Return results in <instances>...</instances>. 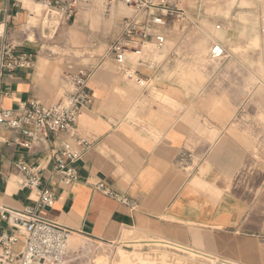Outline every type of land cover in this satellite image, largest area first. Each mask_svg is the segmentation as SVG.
Returning <instances> with one entry per match:
<instances>
[{"label":"crops","instance_id":"0c3cea01","mask_svg":"<svg viewBox=\"0 0 264 264\" xmlns=\"http://www.w3.org/2000/svg\"><path fill=\"white\" fill-rule=\"evenodd\" d=\"M30 2L24 0L9 29L19 41L27 32L34 44L30 32L39 20L34 22ZM120 5H113L116 16L124 15L113 40L131 14ZM6 7L7 0H0V9ZM255 7L263 17L264 0ZM183 10L191 23L203 16L202 9ZM176 24L164 50L153 52L151 46L140 60L128 56L127 66L144 86L125 78L107 52L96 63H85L24 46L38 52L36 66L4 78L2 107L16 109L31 100L53 106L69 91L66 75L91 72L87 90L93 102L77 131L94 146L78 164L80 182L66 186L51 174L52 150L73 147L72 136L51 135L27 149L14 142L16 134L1 130L0 205L35 206L36 193L23 188L16 168L24 162L43 171L56 195L39 216L74 235L112 243L135 230L218 264H264V77L258 73L257 87L250 89L248 59L233 57L227 41L213 37L207 56L196 51L197 41L170 42ZM252 41L258 45L259 36ZM215 44L226 52L216 61L209 58ZM100 182L135 200L138 208L131 211L95 191Z\"/></svg>","mask_w":264,"mask_h":264},{"label":"built area","instance_id":"2783aa9c","mask_svg":"<svg viewBox=\"0 0 264 264\" xmlns=\"http://www.w3.org/2000/svg\"><path fill=\"white\" fill-rule=\"evenodd\" d=\"M44 9L46 17L58 19L61 24L74 22L91 0H31ZM185 0H108L106 12L110 13L115 4L130 9V16L119 25V33L110 43L107 54L113 58L119 71L129 80L144 86L145 81L127 66L129 55L141 59L147 48L161 52L168 43L171 27L187 18L182 6ZM24 0H7V7L0 9V131L7 130L18 137L14 142L23 148L49 140L51 135H70L74 146H63L52 150V176L61 184L72 186L80 182L79 162L92 150L94 144L78 134L77 124L83 110L92 105L88 92L91 72L79 71L65 76L69 91L55 105L47 106L40 100L21 102L16 109L1 105V85L6 76L18 70H33L38 52L25 51L26 44H32L28 33L22 40L13 37L9 22L24 10ZM17 9L14 15L9 9ZM29 13V12H28ZM217 29H220L218 26ZM261 40L264 44V19L261 25ZM226 56L223 46L215 44L210 53L211 60ZM3 139L0 135V149ZM16 168L23 178V188L36 193L35 206L14 210L0 205V264H66L69 244L73 232L55 222L39 216L41 209L51 208L56 195L43 171L35 166L19 162ZM94 190L126 206L131 211L138 208L135 200L113 191L104 182L93 186ZM2 223L6 226L3 227ZM120 241V240H119ZM117 241V242H119ZM117 242L104 243L114 245Z\"/></svg>","mask_w":264,"mask_h":264},{"label":"rangeland","instance_id":"374dc122","mask_svg":"<svg viewBox=\"0 0 264 264\" xmlns=\"http://www.w3.org/2000/svg\"><path fill=\"white\" fill-rule=\"evenodd\" d=\"M257 1L185 0L182 8L188 13L202 9L203 16L196 23H191L188 19L177 23L172 28L169 41H197L200 49L196 51L204 56H207L211 48H207V45L209 43L211 46L213 37L223 42L227 41L233 57H247L249 88L255 89L258 84V73L261 78L264 77V44L261 40L264 16L262 17L255 7ZM30 3L31 12L39 15L40 9L33 2ZM107 3L108 0H91L75 22L59 26L57 20L47 18L44 9L41 8V17L30 32L36 35L37 40L30 46L37 51L42 49L45 55L53 53L55 58L63 59L68 56L85 63V60L96 63V59L106 55L109 43L116 35L118 24L124 17L116 16L114 7L107 13ZM23 14L26 18V13ZM94 19H98V22ZM218 26L221 27L220 30L217 29ZM71 32H75L79 40H75ZM255 35L259 36L258 45L252 41ZM261 87L264 88L262 83ZM73 236L66 264H218L205 256L193 257L180 248L161 242L163 241L161 239L139 234L135 230L128 231L114 245L104 244L84 235ZM74 243L75 246L72 247ZM216 258V261L222 260Z\"/></svg>","mask_w":264,"mask_h":264},{"label":"bare ground","instance_id":"6f19581e","mask_svg":"<svg viewBox=\"0 0 264 264\" xmlns=\"http://www.w3.org/2000/svg\"><path fill=\"white\" fill-rule=\"evenodd\" d=\"M33 2V1H32ZM33 4L35 5V6H37L39 9H40V14L39 15H37V14H35V13H31V16L33 17V18H35L36 20H39L40 19V17H41V12H42V10H41V7L39 6V5H37L36 3H34L33 2ZM55 20H57V25L59 26L61 23L59 22V20L58 19H55ZM45 37V36H44ZM76 240V239H75ZM70 242H71V240H70ZM72 242H73V240H72ZM78 242V241H77ZM71 245V244H70Z\"/></svg>","mask_w":264,"mask_h":264}]
</instances>
